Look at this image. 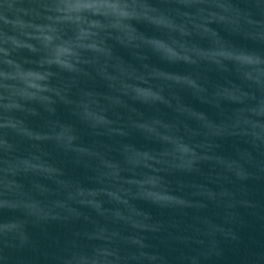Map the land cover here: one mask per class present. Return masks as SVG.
<instances>
[{
	"label": "clouds",
	"instance_id": "1",
	"mask_svg": "<svg viewBox=\"0 0 264 264\" xmlns=\"http://www.w3.org/2000/svg\"><path fill=\"white\" fill-rule=\"evenodd\" d=\"M255 217L264 0H2L0 264H208Z\"/></svg>",
	"mask_w": 264,
	"mask_h": 264
}]
</instances>
